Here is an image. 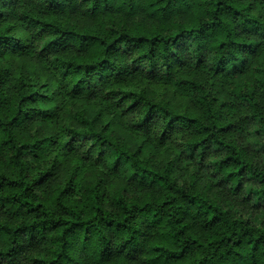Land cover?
Listing matches in <instances>:
<instances>
[{
	"label": "trees",
	"instance_id": "16d2710c",
	"mask_svg": "<svg viewBox=\"0 0 264 264\" xmlns=\"http://www.w3.org/2000/svg\"><path fill=\"white\" fill-rule=\"evenodd\" d=\"M84 3L0 0V264H264V0ZM13 58L33 70L14 72ZM204 69L227 89L211 92ZM155 81L189 106L153 97ZM118 97L180 128L203 162L217 146L218 182L180 183L151 126L133 140ZM88 167L102 173L87 180ZM249 180L255 219L212 194Z\"/></svg>",
	"mask_w": 264,
	"mask_h": 264
},
{
	"label": "rangeland",
	"instance_id": "374dc122",
	"mask_svg": "<svg viewBox=\"0 0 264 264\" xmlns=\"http://www.w3.org/2000/svg\"><path fill=\"white\" fill-rule=\"evenodd\" d=\"M85 0H80V5L83 6L85 3ZM85 9H88V5L85 4ZM90 8V5H89ZM81 12L83 10L79 9ZM188 46H190V43H188ZM41 52V49L39 50ZM210 58H207L206 60L209 61ZM7 63L10 65L11 69L14 72H18L20 68H22L24 71H32L33 68L30 67L31 64L34 63V60L30 58L26 59H7ZM37 70V69H36ZM205 73L201 72V76L203 78V81L208 84V89L211 92H214L217 94V91H224L227 89L228 85L220 83L218 79H213L212 76L209 75V72L204 69ZM46 71L39 68V73L42 75L45 74ZM251 72V71H250ZM249 72V77L252 76V73ZM102 87V86H101ZM149 92L153 97H165L167 99H170L173 106H175L177 109H185L189 106L188 100L181 95H179L176 90H174L173 87L169 85H164L159 81L152 82L149 87ZM222 93V92H221ZM123 97L118 98H112L113 103L118 105V110L120 113L123 114V125L126 126H132V128L135 130L133 136V140L136 139V137H140L139 135H143L145 132H147L151 126L153 130L152 135H154L157 139H153V144L157 145V152L158 153H164L163 151H167L168 157H170L174 161L175 165V175L180 183L189 182L192 175L197 176V181L200 182L199 186H204V184L208 181L211 183L218 182L217 178L213 175L211 170V163L217 159L219 156V152H217L218 147L213 146L206 154L207 159L203 162L200 157V152L193 153L191 149L186 147L185 143L187 141V134L184 133L180 128H176L175 131H168L165 130V128H162V123H159L156 125V123L152 122L150 123L147 120H141L140 116L136 113V111L133 109V106L131 104V101H125L122 102ZM87 104L89 109L95 108V110H98L100 108L99 103L95 100L84 102ZM191 105V104H190ZM138 110V109H137ZM140 110V108H139ZM69 114L65 113V116ZM102 122V121H101ZM126 123V124H125ZM119 131L123 132V125L119 123ZM113 128L115 125L112 126ZM47 132H52L53 129H50L49 127H45ZM256 122L255 121H249V126L247 130L245 131L244 135H241V141L243 143H246L247 146L250 148L249 153L252 151L254 152V146L256 145V142L260 140L259 136L256 134ZM165 143L164 145H161L160 143ZM171 150V153L168 150ZM172 154V155H171ZM158 159L161 160L162 156L157 155ZM102 173V171L98 168H92L88 167L83 170V175L87 180H91L98 174ZM64 169L61 168L59 170V176H63ZM183 176V177H181ZM185 181V182H184ZM110 184L115 185L116 181L111 180L109 181ZM244 187L242 188L241 194L232 195L229 190H214L212 194L218 199L220 204L224 206L225 209L231 210L235 215H243L247 219H255L257 215L261 213L260 210L255 208L254 205L257 204V195H255V189L256 185L253 184L250 180L247 183H244Z\"/></svg>",
	"mask_w": 264,
	"mask_h": 264
}]
</instances>
